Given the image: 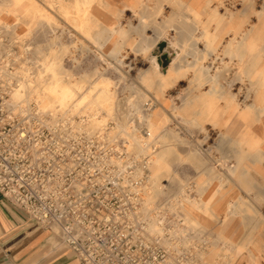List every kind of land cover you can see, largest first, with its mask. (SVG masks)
Listing matches in <instances>:
<instances>
[{
  "label": "bare ground",
  "instance_id": "bare-ground-1",
  "mask_svg": "<svg viewBox=\"0 0 264 264\" xmlns=\"http://www.w3.org/2000/svg\"><path fill=\"white\" fill-rule=\"evenodd\" d=\"M23 1L28 11L32 9L35 19L29 22L23 38L27 41V35L39 27L49 33L48 49L44 48L46 43L35 46L25 43L22 68L25 79L20 85L22 91H17L13 98L33 99L51 124L69 123L72 134H84L104 143L108 137L109 141L121 140L119 150L133 155L137 175L146 173L143 195L148 207L156 200L167 201L169 213L181 220L173 224L171 231L195 248L204 264H229L228 255L219 252L217 241L221 250H229L234 257L244 251L245 264H259L257 258L264 257V213L259 207L264 205V193L258 192L256 181L259 177L264 180V171L259 165L264 163V104L259 103L256 93L264 91V0L260 3L258 0H216L214 5L206 0L202 5L196 4L194 21L184 15L175 18L178 25L185 27L183 45L165 31L156 36L157 41L166 40L164 50L172 56L169 66L162 69L159 60L150 53L149 45L143 42L136 51L148 62L146 67L138 66L134 75L127 74L134 66L131 60L125 62L126 53H120L115 43L122 32L118 19L123 8L118 9L114 21L100 25L95 11L104 7L106 0H10L7 6H18ZM69 1L73 10L67 8ZM131 7L137 16V10ZM219 8L224 11L219 12ZM7 11L16 15L13 9ZM221 15L226 19L217 21ZM136 18L137 25L133 26L130 21L128 27L138 34L144 33L147 22L143 17ZM212 23L214 28L225 27L217 33L210 28ZM0 25L12 38L20 40L16 22L8 23L0 16ZM172 25L170 28L175 29ZM64 37L76 40L78 45L65 44ZM223 37L226 39L222 47L216 49ZM107 46H110L108 51ZM72 48L82 54H94L95 81H89L85 71L74 80L71 71L63 68L65 55L75 66L79 63L72 55ZM135 48L130 45L132 51ZM36 50L43 57L39 61L40 77L50 75L45 87L50 93L47 97L35 70L38 60L28 56ZM109 68L117 75L112 89L109 87L112 79L105 75ZM121 80L126 90L124 96L116 89ZM182 81L184 86L180 84ZM147 83L154 86L153 90H149ZM173 87L180 89L168 93ZM248 90L255 92V103L250 108L242 105ZM110 120L114 121V127L107 126ZM233 120L241 126L231 134ZM243 121L262 128L261 142L253 140L254 134ZM215 126H222L223 130L219 131L216 142H209L211 128ZM215 150L219 151L217 157L213 156ZM229 154H236V166L231 164ZM184 163L196 170L192 180L176 176ZM172 164L177 165L176 169ZM155 179L167 182L155 184ZM174 186L177 191L169 193L167 189ZM233 187L242 189L245 195L239 192L232 195ZM224 198L227 200L223 201ZM219 202L223 203L222 208L217 206ZM221 212L223 215L219 216ZM236 217L248 220L250 228L256 226L255 220L262 219L258 225L262 238H256L253 232L244 247L238 237H228L224 227ZM210 221L220 223L217 241L207 233L211 229Z\"/></svg>",
  "mask_w": 264,
  "mask_h": 264
},
{
  "label": "built area",
  "instance_id": "built-area-1",
  "mask_svg": "<svg viewBox=\"0 0 264 264\" xmlns=\"http://www.w3.org/2000/svg\"><path fill=\"white\" fill-rule=\"evenodd\" d=\"M24 60L22 40L0 25L1 196L48 230L53 248L71 251L77 264H204L171 231L181 220L167 201L146 204V173L137 175L131 154L53 150L62 124H51L33 99L13 98L22 91Z\"/></svg>",
  "mask_w": 264,
  "mask_h": 264
},
{
  "label": "rangeland",
  "instance_id": "rangeland-1",
  "mask_svg": "<svg viewBox=\"0 0 264 264\" xmlns=\"http://www.w3.org/2000/svg\"><path fill=\"white\" fill-rule=\"evenodd\" d=\"M209 1L213 2L212 5H214L216 0H209ZM259 1L261 2L262 0H258V3H260ZM9 2H10V0H0V8H1L0 9V16H2L4 21H6L8 23L9 22H12V23L16 22V26L18 25L16 31H17L18 34H20V40H22L24 46H25V43H27L26 45H29V46H33V45L35 46L37 44H45L46 43L44 48L48 49L47 38H48V34L49 33H46V31L45 32L42 31L39 27H38V29H34L35 31L32 30L27 35V37H26L27 41H25V39L23 38V33L25 32V30L28 31L27 26H28L29 22H31V19L33 20V22H35V19L32 16V9H31V11L30 10L28 11L26 9V7L28 8V5L24 1L21 2L18 6H17V4H15L13 6L12 5L11 6H7V4ZM107 4H108V2H106L104 7H102V8L100 7V9H96V11H95L96 15H98V23L100 25H107L108 24V23L105 22V18L110 15L109 13H112V21H114V19L116 18L118 9H120V8L115 9V8L111 7L109 4L108 5ZM24 6H25V9H24ZM134 7L135 6H133V8ZM67 8H68V10H73L74 9V6H72L70 1L67 2ZM9 9L10 10L13 9L16 12V15L8 14L7 10H9ZM193 9H195V6H193L190 3H186V5H185V12L186 13L184 14V16L186 18H188L189 21H194L195 20V14L193 13ZM218 11L221 12V11H224V10L219 8ZM101 12H102V14H101ZM160 12H161V7L157 6V5L156 6H154V5L150 6L149 8L144 10L143 12H138L137 11V13H138L137 16L143 17L145 19V21L148 24V28L151 29L153 33L151 32V33L148 34V33L144 32V33L138 34L135 31V29H132L131 27H128V24H129V22L131 21L132 18L136 19L135 20L136 22H132L131 21L130 23H132V24L134 23L133 26L137 25V20L138 19L136 18L137 17L136 14L133 13V12H132V15L129 16V18H127V24L126 25H123V24L120 25V31H122V32L119 33V38H117L115 40V43L117 44L116 48L119 50L120 53H124L125 52L126 53V57H127L125 62L127 63V62H129L131 60L130 62L134 66V68L132 70H129L127 72V74H129V75L136 74V71H137L136 68L138 66L139 67H141V66L142 67H146V62H148V61L145 59V56H143V54H141L140 51L139 52L136 51L139 48L138 46H140V44H142L143 42H145V43H147V45H149V47L151 49L150 53H153V52L156 51L155 52L156 54H154V55L159 60V63H160V66H161L162 69L169 66L170 59L172 58V56L169 57L166 54V51L164 50L165 47L163 48L162 51H159V49H158L159 41L156 40V36L158 35V33H161L162 31H165L167 33V35L174 37L179 45H183L185 43V36H184L185 27L183 25H180V24L178 25L179 22L177 20L175 21L176 15H169V16H167V18L158 20L157 17L160 14ZM123 17H124L123 14H122V16L119 17V19H118L119 23H121V19ZM224 19H226L225 15H223V16L221 15V17H219L217 19V21H219V20L223 21ZM250 19L252 21L254 19V17L252 16ZM171 25L173 27H175V29H171L170 28ZM179 27L180 28L182 27L183 29L182 28L180 29ZM214 27H215V25H214V23H212L210 28L211 29L213 28V30H215V32L218 33L225 26L219 25L216 28H214ZM169 29L172 30L171 33L168 31ZM178 33H179V35H178ZM133 34H135V36H133ZM225 39H226L225 37L221 38V42L219 43V45L217 46L216 49H219V47H222V43L224 42ZM63 40H64L63 42H65V44L71 45V43L74 42L76 45H78L77 44L78 42L76 40L71 41V38H69V37H64ZM205 43H207V42H205ZM130 45L133 48H135V47L136 48L132 51L130 49ZM165 46H167L166 42H165ZM58 47H59L58 45L55 47L57 51L59 50ZM71 50H74L72 52V55L77 60H79L80 64L77 63L76 66H75L73 61L71 60V58L69 56L65 55V56L62 57V63H61L63 68L71 71L72 79H74V80L78 79V76L83 71H85V73H87V75H88L87 79L89 81H95L97 79V77L95 75H93V73H92V70L95 68V64H97L96 62L93 61L95 59L94 54L91 53V52L90 53H86V54H82L77 49H73V48ZM106 50L108 51V48H106ZM164 54L166 55V57L162 58V56ZM68 55H69V53H68ZM28 56H29L30 59H32V57H34V58L36 57L35 59L38 60V65L36 66L35 70L38 73V82L41 83L44 86L43 87L44 92H45L44 95H46V97H47V95L49 96L50 93H48V90L45 87L47 86V84H49L50 75L46 74L44 76V78L42 79L40 77L39 72H38L40 70V67H41V65L39 64V61L43 59V57L41 58L42 53H41V51L39 52V51L36 50L34 54H31V55L28 54ZM142 57H143V59H142ZM73 66H75V67L73 68ZM105 75L109 76L110 79H112L111 80L112 83L109 86L112 89L113 86H114L113 83L117 80V75H116L114 69L113 68H109L105 72ZM130 80L138 81L139 79L132 78ZM184 82L185 81H182V82H180V84L184 86ZM123 85H124V83H123L122 80L119 81V83L117 84V88L116 89L118 90L120 96H124L125 92H126V90L123 89ZM181 85H180V87H182ZM147 87L149 88V90H153L154 86L152 84H148L147 83ZM180 87H178V88L177 87L169 88L168 89V93H173L177 89H180ZM175 88H177V89H175ZM121 90L123 92H121ZM198 91H197V93H200V90H198ZM254 94H255V92H253V90H248L247 97H246L245 100H247V101L251 100L252 101V98H253ZM174 97H175V102H177L178 98L176 96H174ZM47 100L49 101V99H47ZM113 112L116 113L115 111H113ZM76 120H78V118H76ZM95 120H98V119H95ZM107 122H108V124L107 123H105V124H107L108 127H114L115 126L114 121L110 120V121H107ZM234 122L231 123L232 124L231 125L232 126L231 127L232 131H230L231 134H234L235 132H237L240 129V126H241L240 122H238V121H234ZM66 126L67 127H65V128H63L62 125H60V124H58V126H57V130L59 132L58 137L61 138V139L58 138V141L53 145V150L55 152H69L70 154H122L123 157L127 156V154H125L121 150H119V148L122 147L121 140L117 139L116 141H109V137H108L106 141L104 140L105 141V143H104L103 141H100V140L95 139V138H87L84 134H78V133L72 134L71 133V129H70V124L68 123ZM64 129H67V135L66 136H63V134L61 132ZM211 129H212V132H211V135L209 136L208 141L209 142H216L218 133H219V131L223 130V127L222 126H215L214 128L212 127ZM218 155H219V151L215 150L213 152V156L217 157ZM131 156L130 157L132 158V161L135 162V158L133 157L132 154H131ZM229 156L231 157V164L233 163V165L236 166V164L238 163L236 154H229ZM259 165H260L261 170L264 171V163H261ZM172 167L176 169L177 165L172 164ZM217 167H218V170L220 171L219 166H217ZM195 174H196V170L189 163H184V164L180 165V167L178 169V172H176V176L178 175L182 180H187V179L192 180V178L195 177ZM196 181H198V178H196ZM166 182H167L166 180H162L161 181V180H156L155 179V184H161V183L165 184ZM256 182H257V187L259 188L258 192L264 193V180H262V177H259V179H257ZM177 189L178 188H176V186H174L173 188L171 187V188H168L167 190L170 191L169 193H175L177 191ZM233 189H234V191L231 193L232 195H235V192H236V194L238 192L241 193L240 190H238V191L235 190L236 187H233ZM259 207H260L261 212L264 213V205H261ZM222 214H223V212L220 213L219 216H222ZM261 258L262 257H258L257 258L258 263L261 260Z\"/></svg>",
  "mask_w": 264,
  "mask_h": 264
},
{
  "label": "crops",
  "instance_id": "crops-1",
  "mask_svg": "<svg viewBox=\"0 0 264 264\" xmlns=\"http://www.w3.org/2000/svg\"><path fill=\"white\" fill-rule=\"evenodd\" d=\"M106 2L115 9L123 8L124 17L121 19V24L126 25L127 18L132 15L131 6H135L134 8L138 12H143L153 5L160 6L161 12L157 19L161 20L167 18L169 15H184L186 13V3L196 6V4L198 5L199 3L202 5L206 0H106ZM212 3L213 2H211L210 5H212ZM109 14L110 15L107 16L108 18H105L106 23L112 22V13ZM134 20V18L131 19L132 22H135ZM145 32L149 34L152 30L148 28ZM169 32H172V30H169ZM133 36H135V34H133ZM161 41L166 42V40ZM109 47L110 46H107L108 49ZM155 52L152 54H156ZM256 95L259 103L264 104V91L256 93ZM254 103L255 100L252 98V101L244 100L242 105H246V107L250 108ZM243 125L254 134L253 140L256 141V143L262 141L261 134L259 133L262 131V128H256L252 123L248 124L245 121H243ZM235 190L238 191L237 188ZM239 190L241 191L240 194L244 196V191L242 189ZM225 200L227 199L224 198L223 201ZM222 202L217 204L219 208L223 207ZM248 222L249 221L244 218L240 219L237 217L229 220L224 227V233L228 237H238L245 247L247 240L253 232L256 238H262L258 228V225L262 224V219L255 220L254 224L256 226L251 228L250 222ZM208 226L211 229L207 233L217 241L216 232L221 227L220 223L218 221H210ZM54 242L55 237L48 230L40 228L34 221L30 220L22 210L14 207L0 194V264H77L71 251L66 248H53ZM217 246L219 247V252L221 251L228 255L229 264H245L244 257L246 253L244 251L240 255L234 257L229 250H221L222 248L219 246L218 241ZM262 256H264V253H262ZM259 264H264V257L261 258Z\"/></svg>",
  "mask_w": 264,
  "mask_h": 264
},
{
  "label": "water",
  "instance_id": "water-1",
  "mask_svg": "<svg viewBox=\"0 0 264 264\" xmlns=\"http://www.w3.org/2000/svg\"><path fill=\"white\" fill-rule=\"evenodd\" d=\"M164 47H165V41H160L159 44H158L159 51H162ZM165 57H166V55L164 54L162 56V58H165Z\"/></svg>",
  "mask_w": 264,
  "mask_h": 264
}]
</instances>
